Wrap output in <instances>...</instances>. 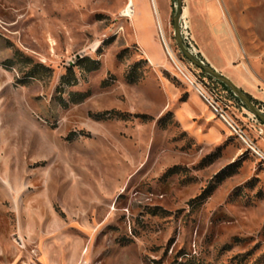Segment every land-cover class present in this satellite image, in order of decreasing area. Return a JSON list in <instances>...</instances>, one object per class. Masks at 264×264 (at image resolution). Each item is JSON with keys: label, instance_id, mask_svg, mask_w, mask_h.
Wrapping results in <instances>:
<instances>
[{"label": "rangeland", "instance_id": "obj_1", "mask_svg": "<svg viewBox=\"0 0 264 264\" xmlns=\"http://www.w3.org/2000/svg\"><path fill=\"white\" fill-rule=\"evenodd\" d=\"M152 1L0 0V264H264V124ZM182 14L264 106V0Z\"/></svg>", "mask_w": 264, "mask_h": 264}, {"label": "water", "instance_id": "obj_2", "mask_svg": "<svg viewBox=\"0 0 264 264\" xmlns=\"http://www.w3.org/2000/svg\"><path fill=\"white\" fill-rule=\"evenodd\" d=\"M183 12V0H175L173 11V26L175 41L181 51V53L195 66L200 68L207 76L224 83L231 92L246 106V108L264 124V114L255 106L250 99L249 95L240 89L228 76L220 73L210 64L201 59L185 44L181 35L179 22Z\"/></svg>", "mask_w": 264, "mask_h": 264}, {"label": "built area", "instance_id": "obj_3", "mask_svg": "<svg viewBox=\"0 0 264 264\" xmlns=\"http://www.w3.org/2000/svg\"><path fill=\"white\" fill-rule=\"evenodd\" d=\"M179 28H180V35H181L183 41L185 42V44L190 48V50H192L195 54H197V51H196L194 43H193V39H192V35H191V31H190L188 21L185 20L183 14L180 17ZM187 80L194 86L195 82L192 78H187ZM195 88L198 91V93L210 103L212 109L215 112L219 113L223 119H225L224 115L219 111L218 104L215 102H210L206 98L204 92L202 91V89L200 87H195ZM258 109L264 114V106L263 105L258 106Z\"/></svg>", "mask_w": 264, "mask_h": 264}, {"label": "bare ground", "instance_id": "obj_4", "mask_svg": "<svg viewBox=\"0 0 264 264\" xmlns=\"http://www.w3.org/2000/svg\"><path fill=\"white\" fill-rule=\"evenodd\" d=\"M135 5V1L134 0H128V4H127V7H126V9H125V13H126V15L127 16H129L130 15V8H133V6ZM152 7L154 8L153 10H154V12L155 13H157L156 12V2L153 0L152 1ZM156 22H158L157 24H158V26H159V29H160V31H161V33H162V28H161V18H160V16L158 15V14H156ZM162 35H163V33H162ZM165 48H166V52H167V54L169 55V56H172V54H171V52H170V50H169V48H168V46H167V44H166V42H165ZM185 76V75H184ZM186 77V76H185Z\"/></svg>", "mask_w": 264, "mask_h": 264}, {"label": "crops", "instance_id": "obj_5", "mask_svg": "<svg viewBox=\"0 0 264 264\" xmlns=\"http://www.w3.org/2000/svg\"><path fill=\"white\" fill-rule=\"evenodd\" d=\"M135 2H138V0H134ZM142 3L144 4V7L146 8V12H147V14H148V10H147V5H146V2H145V0H142ZM138 6V7H137ZM137 6H133V16L131 17V18H133V19H135V18H137V15H138V13H137V11H138V9H140L139 8V6H140V4H137ZM153 14H154V11H153ZM154 18H155V23L157 24V22H156V17H155V15H154ZM161 18V17H160ZM162 22V21H161ZM150 58H151V60H153L154 62L155 61H157L159 58L157 57V56H154V55H151L150 54ZM264 98V97H263ZM261 100V99H260ZM263 101V100H262Z\"/></svg>", "mask_w": 264, "mask_h": 264}, {"label": "trees", "instance_id": "obj_6", "mask_svg": "<svg viewBox=\"0 0 264 264\" xmlns=\"http://www.w3.org/2000/svg\"><path fill=\"white\" fill-rule=\"evenodd\" d=\"M211 78V77H210ZM218 82H220V81H218ZM223 86H225L227 89H229L224 83H222V82H220ZM249 95V94H248ZM249 97H250V95H249ZM250 99L252 100V98L250 97Z\"/></svg>", "mask_w": 264, "mask_h": 264}]
</instances>
